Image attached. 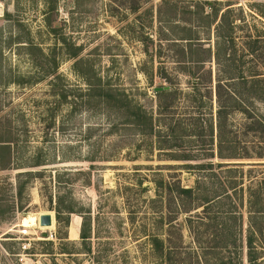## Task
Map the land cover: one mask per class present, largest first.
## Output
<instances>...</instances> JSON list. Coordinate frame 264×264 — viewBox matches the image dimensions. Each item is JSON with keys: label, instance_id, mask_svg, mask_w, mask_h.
Returning a JSON list of instances; mask_svg holds the SVG:
<instances>
[{"label": "rangeland", "instance_id": "1", "mask_svg": "<svg viewBox=\"0 0 264 264\" xmlns=\"http://www.w3.org/2000/svg\"><path fill=\"white\" fill-rule=\"evenodd\" d=\"M206 2H216L215 10ZM200 7L217 12L216 23L183 31ZM226 9L237 38L236 58L259 62L263 71L264 0H0V145H9L0 157L10 164L0 169V264H246L245 225L241 229L237 220L230 238L222 232L226 205L203 214L185 202V212L155 184L172 190L193 186L198 171L180 166L198 162L181 155L182 149L194 155L198 139L176 126H189L197 117L189 100L192 74L201 95L210 78L199 73L190 54L181 60L187 41L170 44L158 35L198 36L191 43L193 56L210 61L204 68L212 72L214 92L215 28ZM246 34L260 39L253 54L243 48ZM229 77L220 74L222 83ZM162 86L176 91L173 114L160 118L174 134L161 131L157 138L122 130L130 126L133 105L157 116L153 88ZM212 102V113L203 111L202 119L215 128ZM229 120L233 132L224 140L236 147L235 154L252 158L225 162L245 164L246 170L257 164L256 138L243 135L241 115ZM57 194L85 215L89 240L78 237L83 220L76 214L69 238L75 228L71 239L77 240L56 224L47 197L55 201ZM43 214L52 216V226L39 225ZM152 237L161 244L152 245ZM258 250L264 264V241Z\"/></svg>", "mask_w": 264, "mask_h": 264}, {"label": "trees", "instance_id": "2", "mask_svg": "<svg viewBox=\"0 0 264 264\" xmlns=\"http://www.w3.org/2000/svg\"><path fill=\"white\" fill-rule=\"evenodd\" d=\"M168 2H164L167 4ZM216 3V2H215ZM209 4L206 2L208 9L215 10L216 4ZM203 6L197 4V6ZM201 12L195 20L192 21L191 27L183 28V31L192 32V28L202 27L208 28L216 23L218 13H206L202 7ZM230 13L226 9L221 15L220 20L216 24V53L215 64L217 66L216 84L213 92L211 70L206 71L204 65L207 61L205 59L194 58L193 47L191 43L199 40L198 36L192 37L191 35L178 37L176 39L161 38L158 35V40H164L170 44H178L175 40L187 41L186 48L182 49L181 60H187L186 55L190 54V62H192L199 73H209L210 78L207 84L204 85L206 95L200 94L199 78L193 76L194 91L190 97L192 104L191 110L193 115L196 113L197 117H193L189 126H180L178 123L177 129L184 133L189 138L195 137L194 140L195 154H190L183 150L181 155L182 160H195L196 164H186L180 167L186 169H194L198 171L194 179V184L191 187H183L180 184L175 186V190L169 188L168 185L155 183L157 188H165L166 197L177 200L180 208L188 212L184 206L185 202L191 203L193 211L202 209L201 212L205 214L207 210L216 206L226 205L224 218L222 223V232L226 237L234 235V227L236 221L239 222L241 229L245 225L243 232L245 258L246 264H259L260 253L258 250V243L264 241V68L260 70L258 63H251L248 65L244 60V56L236 58L235 46L236 37L233 33L232 22L228 18ZM225 31L224 34L223 30ZM246 40H241L244 50L247 54H253L258 50L259 38L253 39V36L246 34ZM166 37V36H165ZM209 40V39H208ZM223 46L225 52H221L220 46ZM187 51H190L189 53ZM178 62H182V61ZM238 61V62H237ZM184 62V61H183ZM228 69V70H227ZM227 70V71H226ZM237 70L238 73L232 76V72ZM229 72L230 77L228 81L222 83L220 74ZM158 98V110L156 117L152 114H147L140 106L133 105V112L129 115V125L123 126L122 130H134L140 136H153L157 138L161 131L166 132V135H173L172 126L165 125V122H160L163 115L173 114V101L176 97V91L168 90L156 93ZM119 97V96H115ZM214 97V98H213ZM213 99L215 101V128H213L210 119H202L204 116L203 111L212 113ZM233 114L242 116L241 131L243 135H253L256 138L255 143V159L257 164H249L250 168L244 170L245 164H230L225 161L241 160L252 158L248 154H235L236 147L231 143L225 141V137L233 132L229 118ZM229 129V130H228ZM169 132V133H168ZM214 133L217 137V143L214 146L213 136ZM207 136L208 143H201L200 139ZM162 147V146H159ZM9 145H0V150L7 152ZM162 149V148H161ZM245 151H247L245 149ZM176 157V156H174ZM217 158L220 162L214 163L212 159ZM208 160L202 162V160ZM10 164L6 163L4 158L0 157V169H8ZM35 166H40L38 163ZM27 172L25 174H30ZM38 173V172H36ZM21 175V174H20ZM30 176V175H27ZM18 194L21 193L23 187H17ZM159 196V192H157ZM49 203V210L55 214V221L57 225H64L68 227L72 214L82 217V224L80 228L79 237L82 242L91 238V226L86 220L85 215L80 210H76L71 200H65V197L57 194L55 201L51 196L47 197ZM190 211V210H189ZM219 217L213 220H217ZM160 240L152 237V245L158 246ZM161 244V243H160ZM90 253V249H87Z\"/></svg>", "mask_w": 264, "mask_h": 264}, {"label": "water", "instance_id": "3", "mask_svg": "<svg viewBox=\"0 0 264 264\" xmlns=\"http://www.w3.org/2000/svg\"><path fill=\"white\" fill-rule=\"evenodd\" d=\"M168 90H169V87H167V86L153 88V91L155 93H160V92L168 91ZM52 220L53 219H52V216L50 214H43V215L39 216V225L41 227H50V226H52ZM42 236L48 237V234L43 233Z\"/></svg>", "mask_w": 264, "mask_h": 264}, {"label": "crops", "instance_id": "4", "mask_svg": "<svg viewBox=\"0 0 264 264\" xmlns=\"http://www.w3.org/2000/svg\"><path fill=\"white\" fill-rule=\"evenodd\" d=\"M79 218H80V217H79ZM72 222H73V219H72V221L70 222V224H69V226H68V239L75 241V240H77V239H71V238H69V228H70L71 225L73 224ZM76 224H77V226H78V223H77V222L75 223V225H76ZM77 233H78V237H79V230H78V227H77ZM78 237H77V238H78Z\"/></svg>", "mask_w": 264, "mask_h": 264}, {"label": "bare ground", "instance_id": "5", "mask_svg": "<svg viewBox=\"0 0 264 264\" xmlns=\"http://www.w3.org/2000/svg\"><path fill=\"white\" fill-rule=\"evenodd\" d=\"M70 234H71V238H75V237H76V229L73 228V229L70 231Z\"/></svg>", "mask_w": 264, "mask_h": 264}, {"label": "built area", "instance_id": "6", "mask_svg": "<svg viewBox=\"0 0 264 264\" xmlns=\"http://www.w3.org/2000/svg\"><path fill=\"white\" fill-rule=\"evenodd\" d=\"M27 247H29V244H28V246H27ZM23 248H24V249H26V247H25V246H24Z\"/></svg>", "mask_w": 264, "mask_h": 264}]
</instances>
